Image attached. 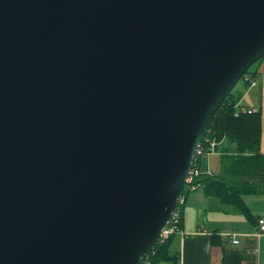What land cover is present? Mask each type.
Here are the masks:
<instances>
[{"label": "water", "instance_id": "1", "mask_svg": "<svg viewBox=\"0 0 264 264\" xmlns=\"http://www.w3.org/2000/svg\"><path fill=\"white\" fill-rule=\"evenodd\" d=\"M263 55L264 0H0V264H143Z\"/></svg>", "mask_w": 264, "mask_h": 264}, {"label": "crops", "instance_id": "2", "mask_svg": "<svg viewBox=\"0 0 264 264\" xmlns=\"http://www.w3.org/2000/svg\"><path fill=\"white\" fill-rule=\"evenodd\" d=\"M251 67L254 85L239 81L234 89L239 106L260 112L259 153L264 155V55ZM236 155L235 146L225 140L214 154L206 156L204 169L219 175L224 156ZM248 213L219 198L206 195L202 188L190 191L181 211L184 235H171L168 259L156 264H264V236L254 235L259 219H264V184L242 195ZM227 233L237 234L238 243L224 239Z\"/></svg>", "mask_w": 264, "mask_h": 264}, {"label": "trees", "instance_id": "3", "mask_svg": "<svg viewBox=\"0 0 264 264\" xmlns=\"http://www.w3.org/2000/svg\"><path fill=\"white\" fill-rule=\"evenodd\" d=\"M253 78L250 67L239 81L250 85ZM235 86L210 116L202 144H205V140H209L215 141L218 145L225 140L235 146L236 155L221 158L223 166L219 175H210L204 169L206 155L197 156L195 166L199 173L194 177L190 186H193L195 190L202 188L206 195L215 196L224 204L233 205L242 213L247 214L248 209L243 202L242 195L264 184V155L259 153L261 120L260 112L248 113L249 109L238 105L240 96L234 93ZM188 193L189 188L185 187L182 195L186 196ZM182 208L183 204H178L176 207L180 216ZM170 238L171 236L150 249L143 258V264H156L168 259Z\"/></svg>", "mask_w": 264, "mask_h": 264}, {"label": "built area", "instance_id": "4", "mask_svg": "<svg viewBox=\"0 0 264 264\" xmlns=\"http://www.w3.org/2000/svg\"><path fill=\"white\" fill-rule=\"evenodd\" d=\"M250 84L254 85L255 83L251 82ZM252 111L253 110L249 109L248 113H250ZM204 143L205 144L203 145L202 141H201V143H200V145H199V147H198V149L196 151L195 159H194V161L192 163V166H191V168L189 170L188 176H187V178L185 180L184 188L188 187L189 188V192L195 190L193 186H190V184L193 181L194 177H196L197 174L199 173L197 167L195 166L196 159H197L196 157L200 156V155H206L207 156V155H210V154H214L216 152L215 147H216L217 143L215 141L205 140ZM184 197L185 196H183L182 192H181V196H180V198L178 200L177 205L178 204H181V205L183 204ZM180 217H181L180 213L175 208V211L173 212V214L171 216V219L169 220L167 225L162 229L161 238H160L159 243H162L165 239H167L171 235L179 234V235L182 236V235L185 234L184 231L179 227ZM254 235H256V236H264V219H259L257 221L256 231H255ZM223 237H224V239L229 240L233 244H237L239 242L238 239H237V234H235V233H227V234H224Z\"/></svg>", "mask_w": 264, "mask_h": 264}, {"label": "rangeland", "instance_id": "5", "mask_svg": "<svg viewBox=\"0 0 264 264\" xmlns=\"http://www.w3.org/2000/svg\"><path fill=\"white\" fill-rule=\"evenodd\" d=\"M253 67H251V69H252ZM240 83V82H239Z\"/></svg>", "mask_w": 264, "mask_h": 264}, {"label": "bare ground", "instance_id": "6", "mask_svg": "<svg viewBox=\"0 0 264 264\" xmlns=\"http://www.w3.org/2000/svg\"><path fill=\"white\" fill-rule=\"evenodd\" d=\"M262 58V57H261Z\"/></svg>", "mask_w": 264, "mask_h": 264}]
</instances>
